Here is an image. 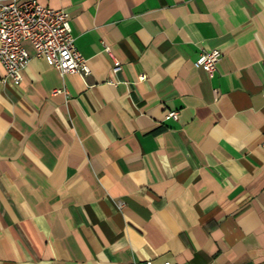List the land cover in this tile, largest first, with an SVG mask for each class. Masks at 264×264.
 I'll return each instance as SVG.
<instances>
[{"label": "crops", "instance_id": "crops-1", "mask_svg": "<svg viewBox=\"0 0 264 264\" xmlns=\"http://www.w3.org/2000/svg\"><path fill=\"white\" fill-rule=\"evenodd\" d=\"M37 1L89 72L0 62V264H264V0Z\"/></svg>", "mask_w": 264, "mask_h": 264}, {"label": "built area", "instance_id": "built-area-1", "mask_svg": "<svg viewBox=\"0 0 264 264\" xmlns=\"http://www.w3.org/2000/svg\"><path fill=\"white\" fill-rule=\"evenodd\" d=\"M25 43L33 47L36 57L44 59L62 75L89 72L86 60L75 47L65 10L45 7L37 0L0 2V62L5 70V80L14 86L21 84L22 73L31 61ZM220 59L218 50L203 51L195 66L211 73ZM113 70L119 71L120 65ZM169 117L177 118V113L170 112ZM138 264L154 262L148 260Z\"/></svg>", "mask_w": 264, "mask_h": 264}]
</instances>
